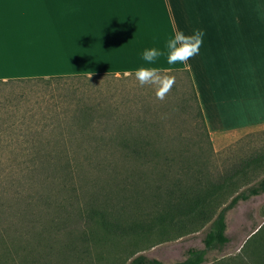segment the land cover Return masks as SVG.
Instances as JSON below:
<instances>
[{"label": "rangeland", "instance_id": "obj_1", "mask_svg": "<svg viewBox=\"0 0 264 264\" xmlns=\"http://www.w3.org/2000/svg\"><path fill=\"white\" fill-rule=\"evenodd\" d=\"M166 72L175 77V85L164 101L156 99L152 87H140L134 76L124 74L0 82V170L17 165L13 154L34 148L26 140L38 131L72 132L82 144L69 148L79 150H93L99 135L109 140L108 136L118 133L129 142V150H134V140L145 136L153 142L149 149L159 158L165 154L175 157L172 174L180 173L184 156L224 173L242 159L264 153V124L206 137L187 75ZM85 169L89 180L78 181L81 170L73 169L75 193L71 188L55 194L44 234L31 242L37 240L39 248L53 244L56 250L66 252L50 256L53 264H128L137 253L172 264L183 259L189 247H204L202 239L210 222L191 219V205L218 181H127L124 186L114 181L111 167L104 163ZM53 172L57 177L66 173ZM262 174L264 167H258L239 181H223L224 202L215 213ZM88 204L104 208L109 232L102 244L88 245L89 256H83L78 252L79 234L67 235L59 228L71 213ZM64 207L68 213H60ZM225 221L228 241L221 248L208 249L203 264H263L249 253L255 245L249 246L247 241L252 233L264 229V192L239 200L226 211ZM65 244L69 245L66 250ZM75 245L77 251L69 253Z\"/></svg>", "mask_w": 264, "mask_h": 264}, {"label": "crops", "instance_id": "obj_2", "mask_svg": "<svg viewBox=\"0 0 264 264\" xmlns=\"http://www.w3.org/2000/svg\"><path fill=\"white\" fill-rule=\"evenodd\" d=\"M179 29L204 32L190 67L167 65ZM165 54L187 69L211 137L264 124V0H0V80L124 74Z\"/></svg>", "mask_w": 264, "mask_h": 264}, {"label": "trees", "instance_id": "obj_3", "mask_svg": "<svg viewBox=\"0 0 264 264\" xmlns=\"http://www.w3.org/2000/svg\"><path fill=\"white\" fill-rule=\"evenodd\" d=\"M171 72H184L189 81L190 94L194 100L197 112L201 118L202 126L209 136L204 117L197 99L196 90L191 75L187 69H171ZM102 74H93L96 76ZM88 75H57L50 77H34L26 79H54L64 77H77ZM8 79L0 80L6 82ZM99 135L100 140L92 144L93 150L70 149L69 147L82 141L72 132L44 133L38 131L26 141L33 146L30 151L13 154V160L17 165L9 166L0 170V264H53L49 257L64 255L66 252L56 250L51 244L39 248V242H31L44 234L45 228L51 218L50 211L53 206V197L60 190L72 188L75 193L74 181L78 172V181L89 180L86 167L97 166L104 163L112 169L114 181H121L125 186L127 181H218L203 192L191 205V219L209 221L208 229L203 237V248L189 247L183 259L172 264H203L206 261L208 249L221 248L227 241L225 233V213L234 207L239 200H246L251 196L264 192V174L255 182L237 191L222 206L217 213L216 209L224 202L225 197L223 181H239L246 178L250 171L258 167H264V153L250 155L242 159L235 166L223 171L211 170L209 166H203L205 162H199L194 158L185 156L180 159L179 172L172 174L171 162L175 161L173 155L165 154L159 158L157 152L149 149L153 142L145 136H139L134 140V150H129V142L118 133L108 136ZM83 138V136H82ZM140 148H145L141 150ZM203 153L207 149L202 148ZM179 161V160H178ZM138 162L135 167L133 163ZM65 170L66 173L59 177L54 175V170ZM55 181H58L56 183ZM61 181V182H60ZM56 183V185H55ZM226 185V184H225ZM68 213V208H62L60 213ZM215 215V216H214ZM73 218L74 220L72 221ZM71 218L64 219L62 227L64 234L78 235L81 239V247L78 252L83 256H89L88 245L95 247L104 242L105 233L109 232V225L104 214V208L99 204H88L83 208L71 213ZM247 242L255 245L249 251L255 261L264 264V229H258L250 235ZM85 243V244H84ZM73 244V243H72ZM248 244V243H247ZM86 245V246H85ZM69 247L64 245L65 250ZM39 248V249H38ZM12 249L14 256L12 258ZM77 251V246H70L68 252ZM16 257L18 259L16 261ZM92 264V262H90ZM128 264H164L155 257H149L143 253L134 254Z\"/></svg>", "mask_w": 264, "mask_h": 264}, {"label": "clouds", "instance_id": "obj_4", "mask_svg": "<svg viewBox=\"0 0 264 264\" xmlns=\"http://www.w3.org/2000/svg\"><path fill=\"white\" fill-rule=\"evenodd\" d=\"M203 37L204 32L200 29H195L191 35H186L183 31L177 29L174 36L166 43L167 65L175 66L180 64L190 67L188 61L200 53ZM164 54L157 48L145 49L142 59L148 66H141L134 72L124 73L127 77L134 76L140 87H152L155 90L156 99L160 101L166 99L175 85V77L173 75L154 66L158 58Z\"/></svg>", "mask_w": 264, "mask_h": 264}]
</instances>
